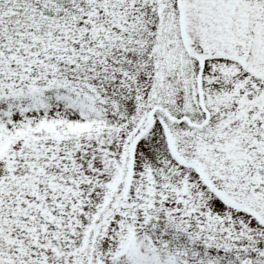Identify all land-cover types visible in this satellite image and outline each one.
Masks as SVG:
<instances>
[{"label": "snow or ice", "instance_id": "6c2138e0", "mask_svg": "<svg viewBox=\"0 0 264 264\" xmlns=\"http://www.w3.org/2000/svg\"><path fill=\"white\" fill-rule=\"evenodd\" d=\"M0 264H264V0H0Z\"/></svg>", "mask_w": 264, "mask_h": 264}]
</instances>
